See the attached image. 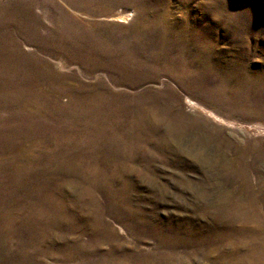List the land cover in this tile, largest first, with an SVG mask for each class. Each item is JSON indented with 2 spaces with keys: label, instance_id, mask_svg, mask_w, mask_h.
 <instances>
[{
  "label": "rangeland",
  "instance_id": "374dc122",
  "mask_svg": "<svg viewBox=\"0 0 264 264\" xmlns=\"http://www.w3.org/2000/svg\"><path fill=\"white\" fill-rule=\"evenodd\" d=\"M0 264H264V0H0Z\"/></svg>",
  "mask_w": 264,
  "mask_h": 264
}]
</instances>
